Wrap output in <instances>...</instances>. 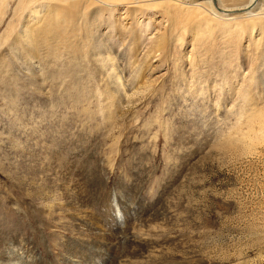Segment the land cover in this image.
I'll return each mask as SVG.
<instances>
[{"label":"rangeland","instance_id":"1","mask_svg":"<svg viewBox=\"0 0 264 264\" xmlns=\"http://www.w3.org/2000/svg\"><path fill=\"white\" fill-rule=\"evenodd\" d=\"M128 1L0 0V264H264V7Z\"/></svg>","mask_w":264,"mask_h":264},{"label":"bare ground","instance_id":"2","mask_svg":"<svg viewBox=\"0 0 264 264\" xmlns=\"http://www.w3.org/2000/svg\"><path fill=\"white\" fill-rule=\"evenodd\" d=\"M142 1H148L146 5H154V4H161L165 0H129L128 2H133V4L142 2ZM151 1V3H149ZM182 3H189L191 0H180ZM168 2V1H166ZM192 2V1H191ZM216 2V5H215ZM196 3V2H195ZM227 3V2H226ZM223 2V0H205L203 4H207L210 9H208L211 14L217 15V16H227V19H234L237 16L236 13L242 12L245 14H249V18L253 13L260 7H264V0H230V3L226 4ZM123 4V3H122ZM131 5V4H129ZM198 5V4H197ZM201 5V4H200ZM263 9V8H262ZM264 23V22H263ZM262 25V23H261ZM262 28L264 29V24L262 25ZM163 44V43H162Z\"/></svg>","mask_w":264,"mask_h":264}]
</instances>
